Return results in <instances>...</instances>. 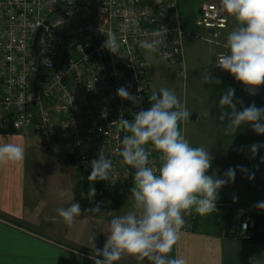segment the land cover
<instances>
[{
    "label": "built area",
    "instance_id": "obj_1",
    "mask_svg": "<svg viewBox=\"0 0 264 264\" xmlns=\"http://www.w3.org/2000/svg\"><path fill=\"white\" fill-rule=\"evenodd\" d=\"M229 19L220 3L207 2L193 22L205 32L194 37L219 47L215 64L228 51L222 37ZM159 29L166 37L151 53L162 65L181 62L183 37L191 33L183 27L177 0H0V130H29L45 142L63 140L84 174L102 149L114 165L107 181L110 194H131L134 173L117 151L129 133L114 122L121 111L131 121L150 107L152 65L139 42L151 41ZM109 32L119 42L117 54L103 47ZM36 33L37 55L32 50ZM120 87L140 103L120 98ZM159 157L152 150L150 166L159 169ZM192 218L193 213L185 217L181 231L191 228ZM236 220L241 238L249 239L256 216L239 212Z\"/></svg>",
    "mask_w": 264,
    "mask_h": 264
},
{
    "label": "crops",
    "instance_id": "obj_2",
    "mask_svg": "<svg viewBox=\"0 0 264 264\" xmlns=\"http://www.w3.org/2000/svg\"><path fill=\"white\" fill-rule=\"evenodd\" d=\"M207 2L220 3V0H177L183 27L191 33L185 36H190L192 40H200L192 34H205L199 28L195 30L193 22ZM236 26L237 22L230 17L223 41L226 42L228 33ZM185 44L182 61L176 64L183 63L185 48L190 71L186 107L192 114L189 121L182 122L180 130L193 147H203L214 157L208 175L224 178L226 170L236 169L234 182L219 190L217 202L232 201L256 206L264 202V147L259 148L255 155L250 147L254 144L264 145V135H257L250 124H245L234 136H225L222 131L224 124L219 120V100L228 89H234L233 99L234 102L239 101L236 104L238 111L242 110V105L255 104L258 108H264V85L254 95L250 94V90L231 74H221L216 70L215 54L219 47L213 45L202 51L194 47L193 41H186ZM205 72L219 83L202 79ZM27 132L30 131L0 130V137L21 143L25 148L22 162L0 166V264H94L95 252L90 237L95 234V247L103 248L107 221L132 209L131 194L108 195L106 205L99 213L89 214L82 210V215L76 218L73 226L67 227L56 209L76 203L74 186L79 179V167L69 159L73 156L66 150L65 160L60 162L64 167L58 165L57 161L54 174L57 184L68 181L69 191L63 198L59 192L41 193V186L29 166V151L38 154L46 150L57 157V148L50 145L57 140L45 142L41 139L38 142L30 138ZM2 138L0 143L4 142ZM67 163H73L74 168ZM253 174L254 178L249 179ZM214 216L216 218V212L209 215L194 212V230L187 228L181 231L180 239L170 255L173 258L177 254L183 256L187 264H264L263 242L218 234ZM52 217H55L54 221ZM257 229L260 232L264 230L261 225ZM116 264H137V261L125 256ZM143 264L150 262L145 260Z\"/></svg>",
    "mask_w": 264,
    "mask_h": 264
},
{
    "label": "clouds",
    "instance_id": "obj_3",
    "mask_svg": "<svg viewBox=\"0 0 264 264\" xmlns=\"http://www.w3.org/2000/svg\"><path fill=\"white\" fill-rule=\"evenodd\" d=\"M220 12L232 17L238 24L227 35L224 47L226 53L216 58L215 67L230 73L254 95L264 85V0H220ZM151 41H140L139 47L148 52H156L164 43L166 32L153 30ZM119 42L114 32H109L103 47L117 54ZM206 82L219 83L207 72L202 76ZM139 91V90H138ZM117 95L133 103L140 99L132 95L126 87H120ZM234 89L221 95L219 120L224 124L225 136H234L242 125L250 124L257 135H264V108L255 104L237 110ZM150 107L133 114V120L120 118L115 121L123 136L117 150L121 162L135 169L130 198L132 210L123 215L112 216L104 231L107 237L102 249L95 247V234L90 237L94 249V264H116L125 256L133 257L137 264L145 260L150 264H187L186 259L170 253L180 239L185 217L193 211L199 215H209L217 211L219 190L234 182L236 169L229 168L224 178L208 175L214 157L203 147H193L182 134L179 125L189 121L192 113L181 102L174 91L161 87L148 95ZM107 117L106 110L101 113ZM17 127V125H15ZM2 138V137H0ZM0 143V166L17 164L25 158V148L7 138ZM151 145L149 149L147 146ZM261 144H254L250 151L255 155ZM152 150L160 154L162 165L159 169L150 166ZM264 159V158H262ZM92 171L88 176V195L92 198L96 190L91 185L97 181H109L113 162L102 153L91 162ZM254 178V174L249 179ZM63 198L65 192H59ZM235 199V198H234ZM264 209V202L256 205ZM83 210V211H87ZM91 211L100 212L97 205ZM56 212L67 227H72L76 218L82 215L79 203L59 207ZM53 221L55 217L51 218Z\"/></svg>",
    "mask_w": 264,
    "mask_h": 264
},
{
    "label": "rangeland",
    "instance_id": "obj_4",
    "mask_svg": "<svg viewBox=\"0 0 264 264\" xmlns=\"http://www.w3.org/2000/svg\"><path fill=\"white\" fill-rule=\"evenodd\" d=\"M194 29L199 30L196 27H194ZM186 41H189V42L193 41L194 47L202 51H206L208 48L213 46L205 42L204 40H201V39L192 40L190 36L184 35L183 41H182L184 47L186 46L185 44ZM146 54H147L149 61L152 64V72H153V78L150 84V92H152L153 89L158 90L161 87H165V88H168L174 91V93L179 97L181 102L187 104L186 101H187V97L190 92V71L187 66V54H186L185 48H184L183 63L175 64L171 67L160 64V62L156 59V57L151 52H147ZM181 125H182V122L180 123L179 128H181ZM31 132L32 131L27 132V135L30 138L38 142L42 141L41 138H39L36 134L31 133ZM63 143H64L63 140H57L56 142H53L52 144H50L52 146H55V149L57 148L58 155H59L57 157L56 156L54 157L52 153L46 150H44L43 152L41 151L38 154L32 150L29 151V160H31V162L29 163V166L31 168L32 175H36L37 177L36 178L37 182L41 186L39 189L41 190V193L50 192L53 194H58V192L63 190L66 195L67 191H69L67 189L68 181L63 180L57 184L55 180V174H54L55 167H56L55 165L57 164L56 163L57 161H59L58 165L64 167V164L60 163V162H64L63 160H65L64 157H65L66 149ZM67 164L68 166L71 165L70 166L71 168H74L75 166L73 163L72 164L67 163ZM91 171H92V168L87 173H91ZM78 175H79L78 180H83L85 182V189L88 193L89 187H90V184L88 181L89 175H86V173L84 174L80 170L78 171ZM102 182H103L102 185L104 186L106 184V181H102ZM91 186L94 187L96 190L95 196L93 198L90 196L92 207H96L98 205L100 207V210H102L104 206L106 205V200L108 198V195L107 194L104 195L102 190L97 189L96 181ZM74 189H75V186H74ZM193 214H194V211H193ZM213 218L216 219L215 216Z\"/></svg>",
    "mask_w": 264,
    "mask_h": 264
},
{
    "label": "trees",
    "instance_id": "obj_5",
    "mask_svg": "<svg viewBox=\"0 0 264 264\" xmlns=\"http://www.w3.org/2000/svg\"><path fill=\"white\" fill-rule=\"evenodd\" d=\"M71 161L77 164V161L74 157L71 158ZM78 165V164H77ZM80 170V169H79ZM81 171V170H80ZM90 175V173H86ZM97 189L103 191L104 195H110V187L107 184L103 186V182L97 180ZM74 200L76 203L81 205L82 210L88 209L87 213L93 214L95 212L91 211L92 204L90 196L88 195L85 189V182L83 180H78L75 183V196ZM216 219H215V228L218 234H221L226 237L231 238H241L239 223L236 220V216L239 212L251 213L256 216L257 224L255 229L252 231V234L249 240L254 242H263L264 243V230L258 231V225H261L264 229V209H260L256 206H247L241 203L232 202V201H219L216 203ZM196 222V217L190 220L191 228L194 230V224Z\"/></svg>",
    "mask_w": 264,
    "mask_h": 264
},
{
    "label": "water",
    "instance_id": "obj_6",
    "mask_svg": "<svg viewBox=\"0 0 264 264\" xmlns=\"http://www.w3.org/2000/svg\"><path fill=\"white\" fill-rule=\"evenodd\" d=\"M209 32H212V30H209ZM37 37H38V33H36V35L34 36V38H33V41H32V50H33V52H34V54L35 55H37ZM68 51V49H65L62 53H61V55H60V57H59V61H61L62 60V57L64 56V54L66 53ZM40 69V68H39ZM41 70V69H40ZM45 74V73H44ZM128 166V168L131 170V172L132 173H135V169H133V168H131V166H129V165H127Z\"/></svg>",
    "mask_w": 264,
    "mask_h": 264
}]
</instances>
